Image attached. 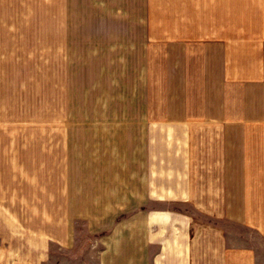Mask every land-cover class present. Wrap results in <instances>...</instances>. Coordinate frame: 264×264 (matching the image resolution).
Wrapping results in <instances>:
<instances>
[{
  "label": "crops",
  "instance_id": "0c3cea01",
  "mask_svg": "<svg viewBox=\"0 0 264 264\" xmlns=\"http://www.w3.org/2000/svg\"><path fill=\"white\" fill-rule=\"evenodd\" d=\"M45 52L68 121L53 160L10 133L0 264H264V0H0V53Z\"/></svg>",
  "mask_w": 264,
  "mask_h": 264
},
{
  "label": "rangeland",
  "instance_id": "374dc122",
  "mask_svg": "<svg viewBox=\"0 0 264 264\" xmlns=\"http://www.w3.org/2000/svg\"><path fill=\"white\" fill-rule=\"evenodd\" d=\"M78 54V88L79 92L85 90V69L81 66V56ZM64 59L63 54L57 53H0V158L6 157L7 150L5 144L9 141H18L22 137L20 134L15 136L12 140L10 135L12 130L19 129L20 121L28 118L32 124L45 126V135L42 138L51 140L46 144V157L53 160L57 157L53 153L52 140L58 138L57 126L64 125ZM68 121V120H67ZM79 127L84 128L85 117L78 116ZM5 127L8 129L5 130ZM39 132V130H38ZM38 135V133H37ZM37 135L29 134L30 141H37L34 138ZM39 138V137H38ZM84 138V137H83ZM41 139V136H40ZM51 148V149H50ZM7 149V150H6ZM16 149V148H14ZM50 149V150H49ZM29 153L31 157H35L37 150L26 148L24 155ZM47 162H49L47 160ZM50 163V162H49ZM2 171L6 172L5 165H2ZM26 167L30 173L36 164L29 162ZM54 169L53 164L46 165V171ZM24 184L27 182L17 181L15 183ZM55 182V181H54ZM4 184V182H0ZM46 183V185H45ZM39 182L40 187L48 190L52 188L57 182L52 180ZM30 186H32L30 184ZM29 191L36 192V189L29 188ZM50 203H53V198L48 197ZM36 213L31 212L30 216H35ZM49 218H53L55 213H45ZM50 222V221H48Z\"/></svg>",
  "mask_w": 264,
  "mask_h": 264
}]
</instances>
